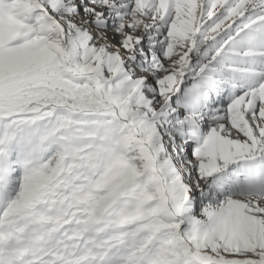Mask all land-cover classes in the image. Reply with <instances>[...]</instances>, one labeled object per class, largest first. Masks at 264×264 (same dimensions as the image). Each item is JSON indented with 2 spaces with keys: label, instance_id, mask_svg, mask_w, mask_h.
Returning <instances> with one entry per match:
<instances>
[{
  "label": "snow or ice",
  "instance_id": "obj_1",
  "mask_svg": "<svg viewBox=\"0 0 264 264\" xmlns=\"http://www.w3.org/2000/svg\"><path fill=\"white\" fill-rule=\"evenodd\" d=\"M0 264H264V0H0Z\"/></svg>",
  "mask_w": 264,
  "mask_h": 264
}]
</instances>
